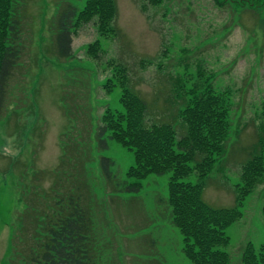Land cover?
Here are the masks:
<instances>
[{"label": "rangeland", "instance_id": "1", "mask_svg": "<svg viewBox=\"0 0 264 264\" xmlns=\"http://www.w3.org/2000/svg\"><path fill=\"white\" fill-rule=\"evenodd\" d=\"M59 1L28 0L26 50L14 78L19 86L13 89L0 119V264H6L16 217L24 208L20 195L30 183L44 188L50 185L51 178L46 176L59 165L60 136L67 131L78 134L77 116L68 119L61 102L66 78L78 77L74 70L66 72L70 68L87 72L85 79L93 87V125L105 106L114 107L118 101V89L107 96L101 87L114 65L127 70L129 87L147 103L148 126L178 122L172 120L177 104H173L170 90L177 74L195 78L200 71L203 80L210 77L216 91L230 90L233 127L239 126L240 132L238 137L233 132L225 162L206 181L202 197L213 208L233 207L240 165L264 119V0H165L159 6H148L145 0H115V37L101 39L92 21L74 34L73 58L66 62L47 54L49 25ZM249 2L255 4L249 7ZM96 40L102 49L99 58L92 60L86 47ZM101 154L113 160V172L125 181L133 164L131 152L108 141V149ZM88 173L103 205V181L95 164ZM168 178L169 174L150 175L142 181L138 194L110 195L121 201L134 197L142 211L145 226L141 229L121 233L129 222L123 211L112 217L109 203L96 214L108 264H192L181 252L182 237L169 223L170 210L157 202L167 195ZM260 191L258 187L246 199L242 218L225 231L232 264H239V252L246 243L257 249L264 242Z\"/></svg>", "mask_w": 264, "mask_h": 264}, {"label": "trees", "instance_id": "2", "mask_svg": "<svg viewBox=\"0 0 264 264\" xmlns=\"http://www.w3.org/2000/svg\"><path fill=\"white\" fill-rule=\"evenodd\" d=\"M145 1L148 6H159L165 0ZM27 4L28 0H0V119L13 89L19 86L14 78L26 50ZM58 4L49 25L47 52L55 60L73 58L74 34L92 21L101 39L115 37V0H60ZM101 49L96 40L87 45V56L97 60ZM73 70L78 77L66 78L61 102L68 119L77 116L78 134L67 131L60 136L59 165L46 176L51 178L50 185L44 188L30 183L28 193L20 195L24 208L16 217L6 264H108V249L100 245L96 214L109 203L112 217L123 211L129 222L121 233L141 229L145 226L142 211L134 197L121 201L110 195L138 194L142 181L150 175L169 174L167 195L157 202L170 210L169 223L182 237L181 252L192 264H232L227 251L230 238L225 231L242 218L244 202L258 187L264 237V119L259 121L257 139L240 165L234 206L213 208L202 197L206 181L215 170H221L228 141L233 132L236 137L240 132L239 126L233 127L230 90L216 91L210 77L203 80L200 71L195 78L177 74L170 90L171 100L177 104L172 120L178 122L148 126L147 103L129 87L127 70L114 65L101 87L107 96L118 89V101L114 107L105 106L99 122L93 125V87L85 79L86 70L70 68L66 72ZM108 141L133 156L125 181L113 172V160L101 154L108 149ZM91 164L96 165L103 181V205L90 181ZM192 175L194 180H190ZM238 260L239 264H264V242L257 249L246 243Z\"/></svg>", "mask_w": 264, "mask_h": 264}]
</instances>
